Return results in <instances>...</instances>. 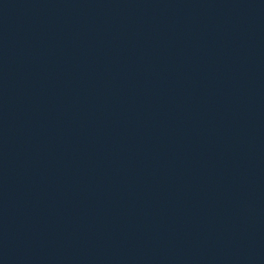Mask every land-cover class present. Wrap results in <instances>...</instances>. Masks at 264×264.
I'll return each instance as SVG.
<instances>
[{"label": "water", "instance_id": "water-1", "mask_svg": "<svg viewBox=\"0 0 264 264\" xmlns=\"http://www.w3.org/2000/svg\"><path fill=\"white\" fill-rule=\"evenodd\" d=\"M0 264H264V0H0Z\"/></svg>", "mask_w": 264, "mask_h": 264}]
</instances>
